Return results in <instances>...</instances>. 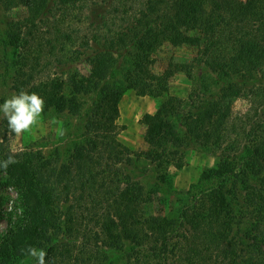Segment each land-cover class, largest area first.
Returning a JSON list of instances; mask_svg holds the SVG:
<instances>
[{"label":"trees","instance_id":"obj_1","mask_svg":"<svg viewBox=\"0 0 264 264\" xmlns=\"http://www.w3.org/2000/svg\"><path fill=\"white\" fill-rule=\"evenodd\" d=\"M0 1L6 7L35 9L40 0ZM79 4H87L91 17H77L67 28L66 18L80 14L79 7L74 9ZM111 7L96 0H60L59 15L44 12L42 27L34 18L11 26L9 43L18 50L22 74L35 77L44 58L57 66L56 80L29 93H50L51 106L78 118L86 138L63 161H53L54 155L43 159L37 176L30 175L26 161L42 157L14 155L18 166L9 167L19 201L28 211L9 230L13 243L0 245V264L28 258L22 253L28 246L45 249L46 264H112V253L132 258L128 264H246L239 242L246 236L237 238L233 225L238 219L230 213L221 220L219 213L229 193L198 191L203 196L199 204L170 208L172 199L154 197L130 171L141 156L118 141L116 121L127 91L162 100L154 114L144 116V156L169 198L176 193L169 171L185 166L183 154L196 143L220 148L224 161L231 159L225 156L231 147H249L228 102L241 97L249 83L260 88L250 91L264 102V0H137L129 13L121 4L112 12ZM117 12L121 21L110 18ZM165 44L193 48L190 65L172 63L162 74L155 73L150 68L153 56ZM65 54L74 61H91L93 70L85 75L78 67L66 69ZM192 69L205 76L198 88L187 99L171 95L170 78L185 72L191 79ZM213 82L227 85L217 88ZM178 194L181 202L190 191ZM155 203L166 209L155 213ZM41 239L48 245H40Z\"/></svg>","mask_w":264,"mask_h":264},{"label":"rangeland","instance_id":"obj_2","mask_svg":"<svg viewBox=\"0 0 264 264\" xmlns=\"http://www.w3.org/2000/svg\"><path fill=\"white\" fill-rule=\"evenodd\" d=\"M96 1H102L104 8L112 4L111 12L121 4L123 12L129 13V8L134 6L137 0ZM237 1L243 2L246 0ZM59 3L60 0H40L35 9H28L24 6L6 7L0 1V104L9 98L11 94L19 93L21 89L29 92L33 87H38L44 82L56 80L54 73H56L57 66L52 65L50 58L41 60L39 71L35 77L29 78L27 75L22 74L18 67V50L9 43L8 35L12 30V25L18 22L21 24L23 22L24 24L30 23L29 19L33 18L36 19V22L39 21L37 27H42L40 17L48 10L59 15L58 10H56ZM77 7L81 10L80 14L68 16L66 26L70 22L75 23L77 17L84 21L89 16L91 17L87 11V4L83 7L79 4L74 9ZM123 15L125 18L127 17L125 14ZM120 17L122 15L118 16V12L110 14V18L113 20L119 18L121 21L122 18ZM44 31L42 34H47ZM194 56L195 50L191 47H174L165 44L154 54V63L150 68L155 73L162 74L170 64H188ZM65 57L63 62L66 63V69L78 67L81 73L87 75L94 68L91 61L85 62L77 59L74 61L67 54H65ZM48 65L50 66L46 68ZM191 72L193 75L191 79L185 72H176L170 78L169 92L171 95L187 99L189 94L198 88L201 79L205 77L203 71L192 69ZM225 84L224 82H213V86L217 88L225 87ZM250 90L255 93L260 92L258 86H252L249 83L247 90L241 97L231 98L228 102V107L230 106L229 108L234 115V124L243 128L241 135H243V138H249V147H231L230 150L232 151L225 155L231 159L227 160L225 158L227 161H224L222 160L220 148L206 142L196 143L183 154L182 161L185 166L179 171L174 167L169 171L171 187L177 193L176 196L175 193L170 198L167 197L168 189H159L157 174L144 156L148 150L145 141L147 126L144 122V116L148 113L154 114L162 100L152 96H139L134 90L127 91L119 103V117L116 124L118 141L141 156L140 161L130 171L139 178L138 180L142 181L148 193L155 192L154 197L172 199L170 208L176 209L178 205L190 208L195 204H199L203 196L197 195L198 191H202L204 194L210 189H215L229 193L227 200H222L223 207L219 212L223 217L221 220L225 219L230 213L232 219H238L237 224L233 223L234 229L237 231L236 236L237 238L246 236L245 239L239 240L243 248L240 254L244 257L246 264H255L260 259L264 261V102L262 103L258 97H255V94H251ZM49 95L51 94L42 96L46 101V106L37 123L20 135L9 130L7 120L0 114V160L6 159L9 154H24L25 157V153H37L42 159L35 157L31 163L26 161L29 166L28 170H31L29 173L33 176L34 173L36 176L40 174L43 159L46 160L50 155H54L53 161L55 159L58 161L59 158L63 161L67 151L71 150L72 147L80 146L81 141L86 138L83 137V131L81 132L78 129L82 127V122L78 118H72L69 114L58 113L51 106V100L48 99ZM243 142H241V146H243ZM250 147L256 148L258 154H253ZM239 151H241L240 154H235ZM16 164L15 167L17 168L18 165ZM243 171H246L247 174L244 175ZM1 173L4 186L0 188V245L3 246L6 245L7 241L10 245L13 243L14 238L9 235V230L12 226L21 223L28 209L21 205L19 201V194L12 176L13 169L8 167L6 171L3 170ZM182 191H190V194L188 196L183 195L180 202L177 201V197L178 193ZM207 196L213 197L210 194H207ZM153 208L155 213H161L166 209L156 203ZM236 214L240 216L237 218ZM38 243L42 246L48 245L43 239ZM112 254L110 256L112 264H128L132 259H127L126 256L120 254ZM12 264H36V261L29 256L26 259L13 261ZM219 264L223 263L219 262Z\"/></svg>","mask_w":264,"mask_h":264},{"label":"clouds","instance_id":"obj_3","mask_svg":"<svg viewBox=\"0 0 264 264\" xmlns=\"http://www.w3.org/2000/svg\"><path fill=\"white\" fill-rule=\"evenodd\" d=\"M45 106L46 101L42 96L21 89L19 93L11 94L0 104V114L7 120L9 130L20 135L37 123ZM18 162L14 155L9 154L6 159L0 160V170L6 171L9 166ZM22 253L35 259L36 264H46L47 252L43 248L28 246Z\"/></svg>","mask_w":264,"mask_h":264},{"label":"crops","instance_id":"obj_4","mask_svg":"<svg viewBox=\"0 0 264 264\" xmlns=\"http://www.w3.org/2000/svg\"><path fill=\"white\" fill-rule=\"evenodd\" d=\"M149 114V113H148ZM150 114H152V113H150Z\"/></svg>","mask_w":264,"mask_h":264}]
</instances>
